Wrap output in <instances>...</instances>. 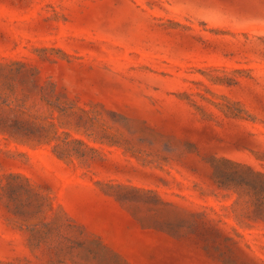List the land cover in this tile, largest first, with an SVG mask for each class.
<instances>
[{"label":"rangeland","instance_id":"rangeland-1","mask_svg":"<svg viewBox=\"0 0 264 264\" xmlns=\"http://www.w3.org/2000/svg\"><path fill=\"white\" fill-rule=\"evenodd\" d=\"M0 264H264V0H0Z\"/></svg>","mask_w":264,"mask_h":264}]
</instances>
